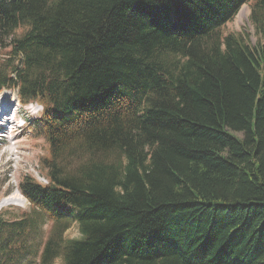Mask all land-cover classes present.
Returning a JSON list of instances; mask_svg holds the SVG:
<instances>
[{
	"label": "trees",
	"instance_id": "obj_1",
	"mask_svg": "<svg viewBox=\"0 0 264 264\" xmlns=\"http://www.w3.org/2000/svg\"><path fill=\"white\" fill-rule=\"evenodd\" d=\"M0 44L48 181L0 264H264V0H0Z\"/></svg>",
	"mask_w": 264,
	"mask_h": 264
},
{
	"label": "rangeland",
	"instance_id": "obj_2",
	"mask_svg": "<svg viewBox=\"0 0 264 264\" xmlns=\"http://www.w3.org/2000/svg\"><path fill=\"white\" fill-rule=\"evenodd\" d=\"M250 15V5L243 4L234 18L220 28V32L222 34L241 32L247 42L255 45L260 39V34L256 32ZM20 32L21 30L16 34H20ZM7 51L8 48L4 44H0V59L8 55ZM0 94L6 95L8 101H11L10 105H13L10 110L6 111L7 114L2 119L5 120L6 116L15 115L11 120L10 128L0 132V202L10 196L16 198L10 204L6 203L1 206L0 212L12 216L29 210L28 201L17 189L21 178L27 174L35 178L45 177L39 168V157L45 154L46 143L29 130V123L40 114L41 106L35 102L23 105L18 98L16 89H4ZM40 181L44 183L42 179ZM14 201H16L15 204ZM17 202L23 203L24 206L17 205ZM65 235L67 237L78 236L76 226L68 229Z\"/></svg>",
	"mask_w": 264,
	"mask_h": 264
},
{
	"label": "bare ground",
	"instance_id": "obj_3",
	"mask_svg": "<svg viewBox=\"0 0 264 264\" xmlns=\"http://www.w3.org/2000/svg\"><path fill=\"white\" fill-rule=\"evenodd\" d=\"M10 104H11V101H8L6 95H4V94H0V120H2L3 116H5V115L7 114L6 111H8V109L10 110L11 106H13V105H10ZM14 117H15V115H12V117L6 116V117H5V120L7 119L8 123H11V120H13ZM5 120H2V122H3L4 124L6 123ZM2 122H0V123H2ZM0 132H3V129H2V128H0ZM38 178H39V177H38ZM40 179H42V181H44V183L47 182L46 179H45L44 177H40V178H39V181H40ZM40 182H41V181H40ZM15 199H16L15 197L10 196L8 199H6V200H2V201L0 202V207L3 206V205L6 204V203L10 204L11 201H13V200H15ZM22 199H24V198H22ZM15 202H16V201H14V204H15ZM16 204H17V205H20V206H22V207L24 206L23 203H19V202H17Z\"/></svg>",
	"mask_w": 264,
	"mask_h": 264
}]
</instances>
